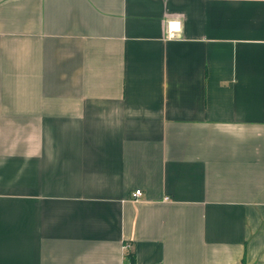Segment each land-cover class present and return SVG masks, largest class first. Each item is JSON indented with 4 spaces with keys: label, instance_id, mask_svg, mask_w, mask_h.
Returning a JSON list of instances; mask_svg holds the SVG:
<instances>
[{
    "label": "crops",
    "instance_id": "obj_1",
    "mask_svg": "<svg viewBox=\"0 0 264 264\" xmlns=\"http://www.w3.org/2000/svg\"><path fill=\"white\" fill-rule=\"evenodd\" d=\"M125 243L264 264V0H0V264Z\"/></svg>",
    "mask_w": 264,
    "mask_h": 264
},
{
    "label": "trees",
    "instance_id": "obj_2",
    "mask_svg": "<svg viewBox=\"0 0 264 264\" xmlns=\"http://www.w3.org/2000/svg\"><path fill=\"white\" fill-rule=\"evenodd\" d=\"M134 263H135V254L133 250L130 248L128 251L125 252V264H134Z\"/></svg>",
    "mask_w": 264,
    "mask_h": 264
},
{
    "label": "built area",
    "instance_id": "obj_3",
    "mask_svg": "<svg viewBox=\"0 0 264 264\" xmlns=\"http://www.w3.org/2000/svg\"><path fill=\"white\" fill-rule=\"evenodd\" d=\"M171 25H172V24H171ZM141 195H142V191H141V190H136V191L133 193V198H134L135 200H137V198H138L139 196H141ZM130 248H131L130 243H125V244H124V250H125V251H128Z\"/></svg>",
    "mask_w": 264,
    "mask_h": 264
}]
</instances>
